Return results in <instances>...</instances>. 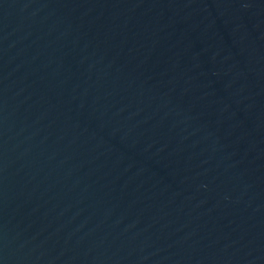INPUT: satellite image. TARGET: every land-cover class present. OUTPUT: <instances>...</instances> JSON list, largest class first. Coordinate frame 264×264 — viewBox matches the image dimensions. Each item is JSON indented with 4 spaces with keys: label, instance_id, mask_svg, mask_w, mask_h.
<instances>
[{
    "label": "water",
    "instance_id": "water-1",
    "mask_svg": "<svg viewBox=\"0 0 264 264\" xmlns=\"http://www.w3.org/2000/svg\"><path fill=\"white\" fill-rule=\"evenodd\" d=\"M0 264H264V0H0Z\"/></svg>",
    "mask_w": 264,
    "mask_h": 264
}]
</instances>
